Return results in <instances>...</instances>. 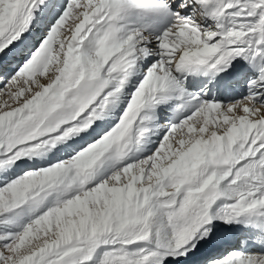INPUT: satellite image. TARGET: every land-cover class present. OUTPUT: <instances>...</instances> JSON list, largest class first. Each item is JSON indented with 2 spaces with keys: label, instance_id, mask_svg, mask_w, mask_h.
Here are the masks:
<instances>
[{
  "label": "snow or ice",
  "instance_id": "1",
  "mask_svg": "<svg viewBox=\"0 0 264 264\" xmlns=\"http://www.w3.org/2000/svg\"><path fill=\"white\" fill-rule=\"evenodd\" d=\"M0 264H264V0H0Z\"/></svg>",
  "mask_w": 264,
  "mask_h": 264
}]
</instances>
